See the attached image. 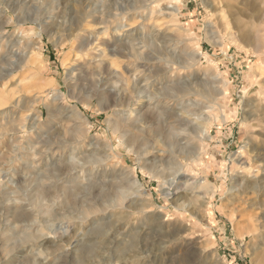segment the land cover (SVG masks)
I'll return each mask as SVG.
<instances>
[{
    "label": "rangeland",
    "instance_id": "obj_1",
    "mask_svg": "<svg viewBox=\"0 0 264 264\" xmlns=\"http://www.w3.org/2000/svg\"><path fill=\"white\" fill-rule=\"evenodd\" d=\"M80 66L94 77L82 103L70 96ZM97 80L120 105L103 107ZM148 111L176 144L153 135ZM200 139L203 162L187 168L181 155ZM126 177L138 184L123 204L100 195ZM255 182L264 187V0H0V264H263ZM19 208L33 215L14 221Z\"/></svg>",
    "mask_w": 264,
    "mask_h": 264
},
{
    "label": "bare ground",
    "instance_id": "obj_2",
    "mask_svg": "<svg viewBox=\"0 0 264 264\" xmlns=\"http://www.w3.org/2000/svg\"><path fill=\"white\" fill-rule=\"evenodd\" d=\"M173 3V2H172ZM167 9H170V8H167ZM179 7L178 6H176V7H174L173 8V10L171 11L172 13H174V12H179ZM166 15V14H165ZM170 15V14H169ZM173 15V14H172ZM223 17H225V16H223ZM224 20H226V19H224ZM216 21V20H215ZM107 22V21H106ZM111 22V21H110ZM218 23H219V21H217ZM216 23V22H215ZM218 25V24H217ZM109 26V25H108ZM107 26V27H108ZM104 28H106V27H104ZM108 29V28H107ZM107 29H103V33L105 32L106 33V30ZM181 29V28H180ZM109 30H110V27H109ZM107 32H108V30H107ZM176 32V31H175ZM104 33V34H105ZM173 33V32H172ZM177 35V34H176ZM101 36V35H100ZM80 37V36H79ZM92 37V36H91ZM87 39V38H86ZM97 39V38H96ZM99 39L101 40V38L99 37ZM99 39L97 40V41H99ZM163 39V38H162ZM169 39V38H168ZM175 39V38H174ZM92 40V39H91ZM95 40V39H94ZM93 40V41H94ZM84 41V40H83ZM86 41V40H85ZM90 41V40H89ZM104 40H102V42H103ZM80 42V41H79ZM79 42H77V43H79ZM86 42H88V41H86ZM94 42H96V41H94ZM93 42V43H94ZM101 42V41H100ZM99 42V44H102V43H100ZM141 42V41H140ZM167 42V41H166ZM165 42V43H166ZM92 43V42H91ZM104 43V42H103ZM152 43H154V40H153V42ZM74 44V43H73ZM98 44V43H97ZM105 45L104 46H106V43H104ZM108 44V43H107ZM130 44V43H129ZM128 44V45H129ZM135 44H136V42H135ZM79 45V44H78ZM87 45V43H81V46H82V48H84L85 46ZM145 45H146V43H145ZM144 45V46H145ZM96 46V45H95ZM103 46V45H102ZM108 46H109V44H108ZM193 46H194V48H196V51H197V56H199L201 53H203L202 51H201V46H200V43H198V42H195L194 44H193ZM147 47H148V45H147ZM146 47V48H147ZM158 47V46H157ZM104 48V47H103ZM107 48H109V47H107ZM141 48V47H140ZM139 48V50H141ZM145 48V47H144ZM106 50V49H105ZM147 50V49H146ZM149 50V49H148ZM148 50H147V52H148ZM152 50V49H151ZM157 50V49H156ZM124 52V51H123ZM126 52V51H125ZM102 53V52H101ZM112 53V52H111ZM127 53V52H126ZM156 53V52H155ZM106 54V53H105ZM104 54V55H105ZM99 55V54H98ZM103 55V53L101 54V56H99V58H102V57H104V56H102ZM133 55V54H132ZM135 55V54H134ZM195 55V54H194ZM194 55H191V58L193 59V61H194V63L193 64H197V58H194L195 56ZM107 56V55H106ZM105 56V57H106ZM119 56H121V55H119ZM105 57H104V60H105ZM124 57V56H123ZM185 57V56H184ZM188 57V56H187ZM153 57H151V55H149V54H147V56H146V60H145V62L146 61H153V59H152ZM103 59V58H102ZM114 59V58H113ZM152 59V60H151ZM185 59V58H184ZM183 59H181V61H182ZM120 61V60H119ZM95 62V61H94ZM97 62H98V60H97ZM103 62V61H102ZM115 62H117V61H115ZM144 62V61H143ZM150 62V63H151ZM159 62V61H158ZM183 62V61H182ZM185 62V61H184ZM114 63V62H113ZM181 63V62H180ZM186 63V62H185ZM97 64H99V63H97ZM101 64V63H100ZM96 65V64H95ZM134 65V64H133ZM152 65V64H151ZM159 65V64H158ZM162 65V68H164L165 67V64H161ZM168 65V64H167ZM127 66V65H126ZM130 66V65H129ZM141 66H142V64H141ZM143 66L144 67H146L147 65L146 64H143ZM150 66V65H149ZM112 67V66H111ZM182 67V66H181ZM87 67H84V66H80L77 70H78V72L76 73V75H77V77H75L74 79V81L71 83V91H72V93L70 94V96L72 97V98H77V100L79 101L80 100V95H79V93L83 90V86H85V85H83V82H85V83H90L91 84V82L93 83V81H94V77L93 78H91L90 76H89V74H90V72H87V69H86ZM96 68V67H95ZM105 68H107V66H105V64H103V65H101V67H100V70L102 71L103 69H105ZM146 68H148V67H146ZM145 68V69H146ZM161 67H159L158 69H162ZM167 68V67H166ZM172 68V67H171ZM143 69V68H142ZM150 70V69H149ZM163 70V69H162ZM107 71V70H106ZM98 72H100V71H98ZM104 72V71H103ZM148 72H150V71H148ZM106 73V72H105ZM153 74V73H152ZM91 75V74H90ZM111 77V76H110ZM126 77V76H125ZM93 81H92V80ZM221 79V78H220ZM100 80H101V78H100ZM100 80H99V82H100ZM128 80V79H127ZM102 81V80H101ZM104 81V80H103ZM221 81H223L224 83L223 84H226L228 81L226 80V78L225 79H221ZM220 81V82H221ZM98 82V80H97V84H95L96 85V87H95V91H96V93H97V95L100 97V99H101V102H102V105H103V107L105 108V109H108V108H111V107H113V106H115V105H117V104H119L120 102L119 101H121L119 98H117V93L113 90V87L111 86V85H108V84H104V86L105 85H108L107 86V88L105 87L104 89L102 88V84H100ZM84 83V84H85ZM82 84V85H81ZM115 84V83H114ZM93 85V84H92ZM94 85V86H95ZM87 86H89V85H87ZM183 86H181V84H180V86H170V87H168L167 89H165V93H164V95L166 94H168V95H170V93H172L173 92V89H177L179 92H183L184 91V89L182 88ZM137 91V90H136ZM186 91V90H185ZM223 94V93H222ZM226 94V92L224 93V95ZM151 96V95H150ZM65 97V96H64ZM66 98V97H65ZM65 98H64V101H65ZM79 98V99H78ZM67 100V99H66ZM82 101H84V100H82ZM79 102H81V101H79ZM82 103V102H81ZM77 105H78V103H77ZM120 105V104H119ZM76 107V106H75ZM185 109H187L186 107H185ZM68 112V111H67ZM164 113V115H168V116H170L171 117V113H169V112H163ZM166 113V114H165ZM64 114V113H63ZM162 114V113H161ZM172 114H173V112H172ZM65 115V114H64ZM69 116V115H68ZM67 116V117H68ZM144 118L147 120V118H149L150 116H152L153 117V119H156V121H157V126L155 125V128H154V130H153V132L152 133H154L153 135L154 136H160L161 137V139L165 142V143H167V144H176V142L178 141V136L176 135V133L174 132V131H172L173 129H172V127H170V126H167V124L165 125V123H164V121H162V119H159V117L156 115V114H153L152 113V111H148V112H146V113H144ZM65 117V116H64ZM151 117V118H152ZM150 118V119H151ZM176 118V117H175ZM208 118V117H207ZM67 119V118H66ZM150 119H148V120H150ZM160 121H159V120ZM64 121H62V123H61V127L63 128L64 126H65V122H66V120L65 119H63ZM175 120V119H174ZM178 120H180V119H178ZM213 124V123H212ZM115 126H117V128H119V127H121V126H123V123H122V120L121 119H118V120H116V124H115ZM206 126H208L207 127V129H209V127L211 126V121H209L208 120V122L206 123ZM181 128V127H180ZM191 128V127H190ZM76 130V129H75ZM78 130H80V129H78ZM138 130V129H137ZM151 130V131H152ZM191 130L193 131V132H198V126H193L192 128H191ZM51 131V130H50ZM139 132V131H138ZM78 133V132H77ZM60 134V133H59ZM134 134V133H133ZM140 134V133H139ZM143 134V133H142ZM149 135H150V132H149ZM152 135V138L154 137ZM142 136V140H144L147 136H145V133H144V139H143V135H141ZM151 136V135H150ZM148 138H150L149 136H148ZM207 138V137H206ZM205 138V141L206 140H208V139H206ZM208 138H210V137H208ZM68 139V138H67ZM130 142L129 143H132V142H141V137H140V135H137V134H134V135H128V138H127ZM159 139V138H158ZM203 139H204V137H203ZM196 140V139H195ZM194 140V141H195ZM202 139H200V146L199 147H197V146H195V145H193L192 147H189V149H190V151H188V153H186V151H184L185 153L184 154H182V152H181V156L183 157V156H185V157H188V159H189V161L190 162H188L187 163V165H188V167L187 168H189V167H192L193 165H195V164H200V162H203V158H204V155L206 154V150H204V148H203V146L202 145H208V142H207V144L205 143V141H201ZM48 141H49V139H48ZM160 141V140H159ZM162 141V142H163ZM145 142V141H144ZM143 142V143H144ZM158 142V141H157ZM142 143V142H141ZM140 143V144H141ZM161 143V142H160ZM128 144V143H127ZM133 144H135V143H133ZM138 145H139V143H137ZM194 144V143H193ZM178 148V147H177ZM188 149V150H189ZM194 150V151H193ZM110 151V150H109ZM109 156H111L112 157V160H115V161H121L118 157V155H116V153H115V151L113 150H111V152H110V155ZM185 157H184V159H185ZM110 158V157H109ZM94 159V158H93ZM91 160V159H90ZM90 160H88V161H90ZM11 162V161H10ZM9 162V163H10ZM8 163V164H9ZM12 163V162H11ZM69 166L67 165V164H64L63 165V168H62V170H65V171H67V168H68ZM181 169V168H180ZM179 171V170H178ZM124 174V173H123ZM127 174V173H126ZM188 174V173H187ZM184 175V179L186 178H188V175ZM18 175V174H17ZM128 175H130L129 173H128ZM131 177H132V175H131ZM130 177V178H131ZM136 177V176H135ZM182 177H183V175H182ZM121 179H122V177H120ZM130 178H127L126 177V179L128 180L127 181V183H126V185L127 186H124L125 184L124 183H122V184H118V183H116V181L115 182H111V184L109 185V188H108V190H106V191H102L101 190V193H100V195H102V197L103 198H109V197H111V196H114L115 198H117L118 200H119V205L120 204H123V202L124 201H122V200H125V199H123L125 196H123L124 195V190H123V188L124 189H131L132 190V188L134 189V183L136 184L138 181H136L135 180V182H134V180H131ZM18 179L20 180L21 179V176H18ZM126 179H123V181L125 180L126 181ZM130 179V180H129ZM134 179V178H133ZM184 179H182V180H184ZM190 179V178H189ZM122 181V182H123ZM187 181V180H186ZM19 182V181H18ZM247 182V181H246ZM246 182L244 183V185L246 184ZM260 182V181H259ZM259 182H255L256 183V185L258 186V187H256L255 186V184H254V186L256 187V188H259V185L261 186V184H259ZM138 184V183H137ZM136 184V185H137ZM53 185H55V184H53ZM136 185H135V187H136ZM140 185V184H139ZM139 185L137 186L138 187V189H139ZM263 185V184H262ZM52 187V186H51ZM51 187H45V188H43V190L40 192L42 195H44V196H49L50 194H54V190H52V188ZM94 187H96V186H93V188ZM126 187V188H125ZM136 187V188H137ZM250 188V184H246V186L245 187H243L245 190H246V188ZM254 187V188H255ZM261 187H263V186H261ZM260 187V188H261ZM135 188V189H136ZM264 188V187H263ZM262 188V189H263ZM100 189V188H99ZM79 190V188H77V189H73V190H71V189H69L68 191H67V195H68V198L70 199V200H74V196H75V194H76V192ZM125 190V191H126ZM137 191H142V189H139V190H137ZM136 191V192H137ZM140 193V192H139ZM126 194V193H125ZM167 194H169L168 192H167ZM127 195V194H126ZM114 201V200H113ZM120 202H122V203H120ZM117 204V203H116ZM22 207V206H21ZM15 208H13V210H14ZM20 209V210H19ZM19 209H17V210H15L14 211V213H12V217L14 218V221H16V222H22L23 223V221H27V220H29L30 218H31V214L32 213H30L26 208H19ZM12 210V211H13ZM33 215V214H32ZM115 226V225H114ZM102 228V227H101ZM115 229L113 230V232H112V235H111V237H110V243L112 244V245H114V247H116V249H117V252L119 251V253L121 252V251H123L124 249H125V246L124 245H122V243H123V241L121 240L122 238L120 237V233H121V229L122 228H124V226L122 225V224H120L119 222H117L116 223V226L114 227ZM147 228V227H146ZM100 231V230H99ZM51 232L49 231V232H47V233H45V234H47V235H49ZM44 234V235H45ZM27 235H29V234H27ZM42 235V234H41ZM42 236V237H44L42 240H41V242L42 243H45V242H47V240L49 239V237H45V236ZM37 236L38 235H36V236H28L29 237V239L28 240H34V239H36L37 238ZM100 237V236H99ZM30 238H33V239H30ZM186 239H189V238H186ZM25 240H27L26 238H25ZM39 241V240H38ZM193 242L191 241V240H189V242H188V244H189V246H191V244H192ZM128 247V246H127ZM192 247V246H191ZM92 249V244H90V245H88V249L87 250H91ZM96 249V248H95ZM96 251V250H95ZM125 252V251H124ZM262 262H263V259H262ZM264 264V263H263Z\"/></svg>",
    "mask_w": 264,
    "mask_h": 264
}]
</instances>
